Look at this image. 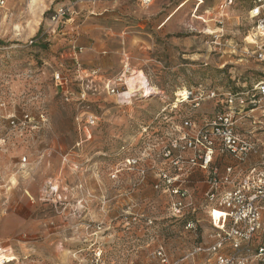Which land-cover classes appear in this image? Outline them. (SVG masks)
I'll return each instance as SVG.
<instances>
[{"label":"rangeland","instance_id":"1","mask_svg":"<svg viewBox=\"0 0 264 264\" xmlns=\"http://www.w3.org/2000/svg\"><path fill=\"white\" fill-rule=\"evenodd\" d=\"M145 1L0 8V264H159V247L176 263L213 242L217 211L204 207L202 183H176L191 199L173 216L163 154L185 118L201 124L219 110L213 100L177 103L179 93L264 78L254 0L224 12V0ZM134 72L156 93L145 97L138 83L125 96Z\"/></svg>","mask_w":264,"mask_h":264},{"label":"built area","instance_id":"2","mask_svg":"<svg viewBox=\"0 0 264 264\" xmlns=\"http://www.w3.org/2000/svg\"><path fill=\"white\" fill-rule=\"evenodd\" d=\"M6 1L0 0V8ZM234 1L224 0L220 10L224 12ZM60 14L66 15L63 9ZM249 14L255 24L251 35L254 56L264 65V0H254ZM237 86L226 92L191 89L178 94L181 99L177 103L195 102L199 107L202 101L213 100L219 110L207 115L201 124L185 118L179 136L164 149L163 156L171 161L175 173L172 177L160 174L171 195L177 197L171 207L173 216L184 217L191 199L188 189L176 186L181 178L185 183H202L204 207L209 215L214 210L221 215L213 220L210 245L197 246L176 263H171L165 249L159 247L155 251L159 264H182L197 254L210 257L208 264H264V78ZM30 122L31 117L25 115L21 124ZM11 125L19 124L12 119ZM196 211L193 208L190 212ZM196 227L194 220L186 226Z\"/></svg>","mask_w":264,"mask_h":264},{"label":"bare ground","instance_id":"3","mask_svg":"<svg viewBox=\"0 0 264 264\" xmlns=\"http://www.w3.org/2000/svg\"><path fill=\"white\" fill-rule=\"evenodd\" d=\"M250 37V36H249ZM254 45V44H253ZM147 79V78H146ZM145 79V76L140 73V72H134L132 74V77L129 78L127 81H128V87H129V91L125 94V96H130L133 92H135L136 90V86L137 84L139 83L140 85L143 86V89L146 93L145 97H147L148 95L150 94H153L156 93V90L154 88H152L147 80ZM139 87V86H138ZM121 97V96H120ZM217 211V210H216ZM213 211H211L210 213H212ZM219 211H217V214H216V219L215 221H217L220 217V214L218 213Z\"/></svg>","mask_w":264,"mask_h":264}]
</instances>
